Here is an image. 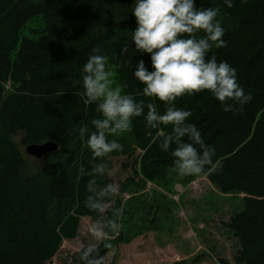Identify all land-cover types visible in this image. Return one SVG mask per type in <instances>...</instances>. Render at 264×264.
Returning <instances> with one entry per match:
<instances>
[{
  "label": "trees",
  "instance_id": "1",
  "mask_svg": "<svg viewBox=\"0 0 264 264\" xmlns=\"http://www.w3.org/2000/svg\"><path fill=\"white\" fill-rule=\"evenodd\" d=\"M133 2L0 0V264H46L64 240L76 238L82 217L97 218L99 210L85 207V200L92 196L102 203L95 190L102 176L92 169L110 158L132 157L137 149L143 152L139 170L133 164V178L121 185L129 193H139L147 181L185 185L195 177L177 175L175 143L167 151L160 147L171 125L151 129L143 115L133 118L130 131L106 133L123 149L105 157L93 158L86 146L87 134L80 136L81 127L94 131L91 121L103 118L98 102H84L81 82L83 66L96 48L97 54L107 57L106 70L112 71L117 87L137 101H154L158 112L165 110L164 102L143 95L144 85L133 75L139 60L152 70L149 56L137 52L131 41ZM196 4L220 10L226 44L213 47L208 56L235 67L252 100L225 112L204 90L178 97L175 104L191 110L189 122L201 130L206 145L216 148L214 160L221 167L202 175L220 193L242 195L240 210L225 225L238 244L233 264H264V0H233L232 8L224 0H196ZM36 18L42 21L33 30L37 38L22 36V29ZM6 82L12 93L3 94ZM16 134L23 135L22 145L50 141L59 146L58 151L45 158L41 168H33L13 142ZM194 146L202 154L203 149ZM141 197L124 207L116 202L113 216L108 214L109 222L123 228L95 247L101 264L112 250L105 244L129 243L152 227L153 217L130 223L132 206L137 202L135 211L140 210ZM144 201L142 209L147 212ZM95 255L89 254V259ZM198 263L194 258L174 264ZM79 264L86 262L80 259Z\"/></svg>",
  "mask_w": 264,
  "mask_h": 264
},
{
  "label": "clouds",
  "instance_id": "2",
  "mask_svg": "<svg viewBox=\"0 0 264 264\" xmlns=\"http://www.w3.org/2000/svg\"><path fill=\"white\" fill-rule=\"evenodd\" d=\"M224 4L232 8L233 0H224ZM130 12L135 18V27L131 30L132 44L137 52L149 56L152 69L149 71L144 60H139L133 75L144 85L143 95L164 102L165 110L158 112L154 101L145 104L125 93L121 87H112L111 73L106 70L107 57L97 54L99 49L96 48L83 66L81 82L84 102H98L97 111L103 118L91 121L94 131L81 127L80 136L87 134L86 146L93 158L105 157L123 149L116 139L108 140L106 133L116 135L130 131L133 118L143 115L151 129L171 125V132L163 135L160 147L167 151L169 145L175 143L172 155L178 158L175 162L178 176L218 171L221 165L214 160L216 148L206 145L201 130L189 122L191 110L177 107L175 101L185 94L208 90L221 103L223 111L231 112L252 100L251 94L245 93L239 83L237 69L226 60L218 61L214 55L208 56L213 47L226 44L222 38L225 28L219 18L220 10L197 6L196 0H134ZM229 101L233 104L230 105ZM186 136L187 142L183 140ZM194 145L203 149L202 154H198ZM103 171L104 166L100 164L92 169L93 174ZM80 172L84 174L83 167ZM116 190V185L109 183L98 195L115 193ZM85 207L104 210V204L96 202L92 196L86 198ZM110 227L118 235L123 224L112 222ZM91 230L93 235L101 234L95 228ZM105 248L115 252L111 243L105 244ZM94 252L96 255L89 259V254ZM81 259L86 264H101L98 249L93 247L85 249Z\"/></svg>",
  "mask_w": 264,
  "mask_h": 264
},
{
  "label": "rangeland",
  "instance_id": "3",
  "mask_svg": "<svg viewBox=\"0 0 264 264\" xmlns=\"http://www.w3.org/2000/svg\"><path fill=\"white\" fill-rule=\"evenodd\" d=\"M41 26L40 18L33 19L22 29L21 35L37 38L33 30ZM107 71L111 73L112 87H117L112 71ZM3 90V94L13 92L10 82L4 83ZM23 138L22 134L12 136L13 142L30 165L41 168L45 159L35 160L27 156L26 145L21 143ZM142 155L143 152L137 149L132 157L110 158L103 165L100 185L95 190L99 193L107 184L112 183L116 185V192L98 195L104 210H99V216L95 219L82 217L76 238L64 240L58 252L46 264H79L85 249L95 248L103 239H112L110 236L115 235L110 227L113 221H108V214L113 216L116 202L120 201L124 207L140 194V210L135 211V202L130 223H139V220L153 217L152 227L133 237L129 243H119L115 252L108 251L104 264H174L184 260L190 262L194 258H198V264H220L221 260L233 264L238 244L225 225L240 210L242 195L220 193L202 174L185 185L180 182L156 184L147 181L144 189L137 194L122 191L121 185L134 176L132 165L136 164L135 168L139 170ZM143 199L144 205L148 204L147 212L142 209ZM150 205L152 208L148 209ZM92 228L101 234L93 235Z\"/></svg>",
  "mask_w": 264,
  "mask_h": 264
},
{
  "label": "water",
  "instance_id": "4",
  "mask_svg": "<svg viewBox=\"0 0 264 264\" xmlns=\"http://www.w3.org/2000/svg\"><path fill=\"white\" fill-rule=\"evenodd\" d=\"M59 146L53 142L42 144H29L25 147V153L35 160H42L58 151Z\"/></svg>",
  "mask_w": 264,
  "mask_h": 264
},
{
  "label": "bare ground",
  "instance_id": "5",
  "mask_svg": "<svg viewBox=\"0 0 264 264\" xmlns=\"http://www.w3.org/2000/svg\"><path fill=\"white\" fill-rule=\"evenodd\" d=\"M27 155V154H26ZM59 155V154H58ZM62 155V154H61ZM28 156V155H27ZM30 157V156H29ZM62 157V156H61ZM64 157V156H63ZM64 162V161H63Z\"/></svg>",
  "mask_w": 264,
  "mask_h": 264
}]
</instances>
